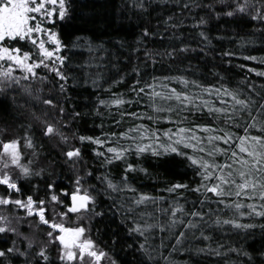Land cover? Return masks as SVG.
I'll list each match as a JSON object with an SVG mask.
<instances>
[{
  "label": "snow or ice",
  "instance_id": "obj_1",
  "mask_svg": "<svg viewBox=\"0 0 264 264\" xmlns=\"http://www.w3.org/2000/svg\"><path fill=\"white\" fill-rule=\"evenodd\" d=\"M132 3L146 11L153 0H132ZM178 3L181 15L184 10L190 14L192 9L201 7L198 0H178ZM255 3L260 7H255L253 0H234L231 10L216 12V16L239 19L247 16L264 25V0ZM75 11L72 0H0V117L8 112V92L13 85L20 86L42 106L39 112L33 111V123L23 126V136L7 127L0 128V186L4 187V194H0V264H12L13 259L21 256L26 258L25 264L41 261L52 264L51 245L58 249L56 259L61 264H120L113 255L114 248L98 244L90 235L91 228L83 223L84 219L91 222L109 212L113 216L118 213L121 225H128L126 231L138 236L134 241L137 247H128L138 252L140 264H160V260L174 264L171 256L176 251L190 256H215L219 264H237L230 259L231 255H243L251 264L252 253L243 245L236 247L231 239L221 241L225 235L247 239L257 228L264 233V223L254 222L257 218L264 221V84L257 85L245 77L239 85L229 86L224 82L225 76L215 69L211 73L214 82H201L187 74L156 76L148 72L149 66L155 71L165 56L174 66L176 60L186 59L184 53L211 55L215 48L204 28L207 20L203 17L193 18L191 25L194 31L199 29L196 35L200 44L195 48L183 41L180 47L149 48L150 38L164 35L167 28L161 33L145 27L137 47L124 57L131 67L123 72L117 67L119 57L113 62V53L104 44L76 36L71 47L87 48L90 55L87 61L75 65L76 54H65L70 46L56 29L57 24L71 25ZM173 18L168 16L163 23L170 28L183 23L172 24ZM261 32L264 41V29ZM237 39L241 47L255 42L239 35ZM20 41L30 42L35 51L24 50ZM118 47H125V43ZM97 51L107 54L108 67L115 70L116 79L102 71L103 58L94 55ZM132 54L135 63L131 62ZM221 56L231 63L236 53L230 49ZM244 59L264 65V57L250 55ZM240 67L264 78V68ZM189 68L193 70L192 76L198 71L191 62L183 71L187 73ZM128 79L131 84L126 90L113 91ZM21 81H36L41 87L33 89ZM173 81L176 87L172 86ZM85 85L96 90L89 93V97L95 98L87 100L91 109L84 112L68 109L66 105L76 98V93L88 91ZM11 100L14 103L15 97ZM88 115L94 116V122L101 121L99 135L66 134V127L71 130L70 125ZM106 115L113 126L108 131H104ZM205 118L208 122H198ZM162 121L172 126L156 127ZM37 131L40 139L56 141L60 155L74 171H80L78 164H87L84 156L86 150L90 151L92 159L104 169L95 176L103 187L84 183L85 177L95 175L90 169L84 176H75L71 189L59 187L53 179L45 184L46 198L34 199L32 195L19 198L21 176L45 174V169L36 172L33 160L27 159L22 151V147H37L33 135ZM37 155L32 152L33 157ZM176 158L186 162L198 178L197 183H167L164 196L143 191L134 182L141 173L157 178L158 173L145 167V161H152V166L159 168ZM113 168L119 172L114 173ZM48 179L45 175V180ZM100 196L111 201L102 211L97 210L103 203L98 199ZM10 208L23 209L24 217H35L37 230L46 227V242L36 245L25 236L27 249L32 251H21L17 240L24 235L18 228L23 217L5 214ZM61 208L64 210L59 211ZM73 214L74 227L69 226ZM157 230L166 235L157 236ZM13 236L17 239H10ZM154 239H159V243H154ZM118 243L119 237L112 241L113 245ZM169 247L171 251L164 255Z\"/></svg>",
  "mask_w": 264,
  "mask_h": 264
},
{
  "label": "trees",
  "instance_id": "obj_2",
  "mask_svg": "<svg viewBox=\"0 0 264 264\" xmlns=\"http://www.w3.org/2000/svg\"><path fill=\"white\" fill-rule=\"evenodd\" d=\"M198 2L201 4L200 8L192 9L190 14L187 10H184L183 15H181L182 8L178 0H153L152 5L146 11L135 8L132 0H72L73 7L76 9L73 13L75 19L71 25L67 23L57 24L56 29L62 32V39L70 46L69 51L65 54L69 56L76 54L73 59V64L79 65L87 61L90 55L87 48L71 47L74 38L76 36H82L90 38L96 44H104L113 53L111 57L113 62L119 57L120 62L117 67L123 72L131 67V64L124 60V57L129 56L130 50L137 47L138 38L145 27L149 31L161 33H164V30L167 28V32L164 35H157L150 38L147 45L149 48L162 50L169 46L180 47L181 41L195 48L200 44V40L196 35L199 29L194 31L191 25L194 22L193 18L198 20L203 17L207 20L204 28L209 33L210 38H212V45L215 51L209 56H205L203 52L184 53L183 57H186V59L176 60L174 66L173 61L165 56L163 63L156 65L155 71L149 66L148 72L156 76L187 74L193 79L201 80V82H214L211 73L215 69L225 76L226 80L224 82L229 83V86L234 87L239 85L240 81L245 79V77L251 81H255L257 85L264 84V78H259L254 73H248L246 68L240 67V65H248L250 67L264 68V65L260 64L259 61H247L244 59V57L250 55L264 57V41H262L261 32L264 29V25L247 16L244 19L223 15L220 17L216 16V12L224 13L231 10L230 6L234 7V0H198ZM253 3L255 7H260L258 3H255V0H253ZM209 4L213 7H205ZM168 16H174L171 21L172 24H178L180 21H183V23H179V27L177 28H170L163 23ZM237 35L252 38L255 42L246 43L241 47ZM219 37H223V39H218ZM121 42L125 43V47H118ZM19 43L24 50L35 51L30 42L20 41ZM230 49L236 53L231 63L228 62L227 58L221 56L222 52ZM81 53L83 54L82 56L80 55ZM94 55L103 58L101 62L104 68L102 71H106L112 79H116L117 77L114 74L115 70L108 67L107 54L103 51H97ZM131 62L135 63V54L131 55ZM189 62L198 69L194 76L191 75L193 71L191 68L188 69L187 73L183 71ZM21 84H30L33 89L41 87L36 81H21ZM130 84L131 79H128L125 83L113 88V91H124ZM172 86H177L175 81L172 82ZM85 87L88 88V91L76 93V98L66 105L68 109L74 108L77 112L89 111L91 109V105L87 100L95 98L94 96L89 97V93H94L96 90L88 85H85ZM12 89L8 92V112L0 117V128L7 127L16 135L23 136V126L33 123V111L39 112L42 106L33 97L25 94L20 86L13 85ZM44 92L47 93V88L44 89ZM12 97H15L14 103L11 100ZM45 98L48 97L45 96ZM104 122V131H108L113 127L111 125V118L107 115L104 117ZM198 122L208 121L205 118V120H198ZM100 123L101 121L99 119H95L94 122V116L88 115L83 118H78L75 124L70 125L71 130L66 127L64 131L69 136L75 132L85 135H99L100 129L98 125ZM171 126L165 121L156 125V127ZM33 135L36 139L37 147L34 149L22 147V151L26 154L27 159L33 160L32 168L36 172H39L40 169H45V174L27 178L21 176L20 184L22 190L17 194L19 198L23 199L28 195H32L34 199L46 198L44 191L45 184L51 182L53 179L56 180L59 187H68L71 189L75 176L77 174L84 176L85 171L90 169L95 171V175L85 177L84 183L86 185H96L97 188L103 187L95 179V176L100 175L104 169L100 167L99 161L92 159V153L90 151L86 150L84 156L87 164H78L76 167L80 171L77 172L72 169L71 165L65 163L63 157L60 155L59 148L56 147V141L40 139L38 131L34 132ZM72 143H76V141H72ZM33 151H36L38 155L33 157ZM24 162L27 163V160ZM152 165V161L144 162L145 167H149L151 171L158 173L157 178L153 179L141 173L134 182L141 190L150 192L153 195L167 196V193L163 192V189L167 187V183L180 181L194 184L198 182V178L194 175L193 171L186 166V162H181L180 158H176L165 167L155 168ZM112 171L118 173L119 169L113 168ZM45 175L49 177L47 181L45 180ZM0 194H4L3 186H0ZM189 198L191 199L193 197L190 196ZM98 199L103 202L101 207L97 209L98 211L104 210L111 204L108 197L100 196ZM58 210L62 211L64 209L61 208ZM5 214L23 217L19 222L18 228L24 235L17 240V246L20 247L21 251H32L27 249V240L24 239L25 236L33 239L36 245L46 242L47 237L45 233L48 229L42 227L37 230L34 227L35 217H24V210L16 208L8 209ZM70 220L72 221L71 224H73L76 221V215L73 214ZM120 220L121 217L118 213L113 216L109 212L105 217H96L91 222L88 219H84L83 223L91 228L90 235L98 244L102 247L107 246L109 249L114 248L113 255L120 264H140L141 257L138 252L133 250L137 247L134 241L138 240V236L128 233L126 231L128 225H121ZM245 222H249L247 218H245ZM254 222L264 223L259 218ZM69 226L71 225L69 224ZM162 235L166 234L159 233L157 230V236ZM130 236L131 238H129ZM117 237H119V243L113 245L112 241ZM216 238L219 240L220 236L217 235ZM10 239H17V237L13 236ZM229 239L234 241L236 247L243 245L246 251L252 253L253 258L251 264H264V256L261 255V253H264V247H262V244H264V233L259 228L255 229L252 236L247 239L225 235L221 242ZM154 243L158 244L159 239H154ZM172 243H174V240ZM128 245H133V249H130ZM57 251L58 249L55 245L50 246L52 264H61L56 259ZM170 251L171 248L169 247L164 251V255H168ZM171 259L174 261V264H219L218 258L215 256L206 254L190 256L183 251L172 253ZM230 259L237 261V264H249L248 258L243 255L238 257L236 254H232ZM25 260L26 258L21 256L18 259H13L12 264H25ZM40 264H44V262L41 261ZM160 264H165V262L160 260Z\"/></svg>",
  "mask_w": 264,
  "mask_h": 264
},
{
  "label": "rangeland",
  "instance_id": "obj_3",
  "mask_svg": "<svg viewBox=\"0 0 264 264\" xmlns=\"http://www.w3.org/2000/svg\"><path fill=\"white\" fill-rule=\"evenodd\" d=\"M22 210H23V209H22ZM70 225L73 226V227L76 226V221H75L73 224H70Z\"/></svg>",
  "mask_w": 264,
  "mask_h": 264
}]
</instances>
